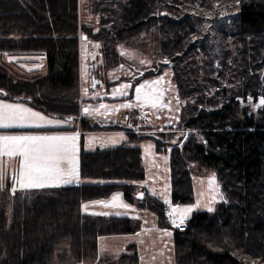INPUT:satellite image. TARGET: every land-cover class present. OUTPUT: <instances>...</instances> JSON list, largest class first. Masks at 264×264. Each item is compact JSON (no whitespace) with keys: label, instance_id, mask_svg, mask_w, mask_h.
Instances as JSON below:
<instances>
[{"label":"trees","instance_id":"obj_1","mask_svg":"<svg viewBox=\"0 0 264 264\" xmlns=\"http://www.w3.org/2000/svg\"><path fill=\"white\" fill-rule=\"evenodd\" d=\"M79 4L0 0V99L71 118L85 131L128 129L127 140L82 150L78 186L11 193L12 179H3L0 264H141L135 243L119 256L99 257L101 237L141 228L127 215L84 212V203L116 192L155 213L160 227L170 226L163 200L137 187L147 177L142 142L150 138L81 116L83 36L100 44L104 70L127 64L119 45L138 38L156 44V61L134 85L169 69L185 102L175 129L192 131L186 141L177 146L165 132L154 140L156 151L170 156L174 204L194 203L193 171L217 175L223 199L214 212H195L175 231L176 264H264V107L250 109L264 99V0H89L97 28L81 23ZM23 54L45 55L46 73H25L5 59ZM92 74L97 77L95 69Z\"/></svg>","mask_w":264,"mask_h":264},{"label":"rangeland","instance_id":"obj_2","mask_svg":"<svg viewBox=\"0 0 264 264\" xmlns=\"http://www.w3.org/2000/svg\"><path fill=\"white\" fill-rule=\"evenodd\" d=\"M79 2H80L79 16H80L81 23L86 24V25H92L95 28H97L98 17L93 16L89 12V0H79ZM210 23L211 22L208 23L207 21L204 23L206 29L210 27L211 25ZM95 45H99V47H96ZM155 48H156V44L152 42V39H144V38H138L135 42H133L130 45H124V44L119 45L118 51L122 56L125 57V59L127 60V64H122L111 70H104L100 66L102 63V58H101L100 51H99L100 44L92 40L91 38L89 39L87 38V40H84L82 37V40L80 42V49H79L80 51L79 53L80 55V64H79L80 88H79V91H80L81 102L83 104L80 103L82 104L80 105V113H81V116L84 115L83 110L85 107H88L90 111H96L100 113L95 116H88L87 118L89 119H94L97 121H101L103 123H113V122H118V121H119L118 123H121L119 120V116L120 114H123L125 111L138 110L141 112H145V119L137 123L136 130L132 131L139 135H145L150 138L149 140H145L142 142L143 160H144V165L147 171V177H146V180H144L143 182L137 183L138 184L137 187L139 190L146 192V193H147L146 187H141L140 185L144 184L145 186H147L150 192H152V190L155 189L157 193L155 196H158L163 200L162 193L165 189V186H168L167 188L168 193H169L168 198L170 202H172L173 200L171 197L170 156L168 152L166 153L157 152L155 148L156 146H155L154 140L158 138L161 132H165L166 134H172L173 138L171 141L175 140L176 142L173 144L180 146L186 141V139L188 138V135L192 131L182 129V128L175 129V127H177L179 123L181 108L185 104V102L177 94L175 83L172 80V75L169 69H166L162 75L156 76L154 78L146 79L134 85V81H137L138 76L142 75L143 71L150 68L153 62L156 61L157 57L155 54ZM165 60L167 59H164L163 61ZM42 65H43L42 71L46 72L47 65H46L45 58L42 61ZM168 65L169 67L172 66V64L169 63V61H168ZM93 69H95L96 76H97L96 78L92 74ZM98 69H100V71ZM161 77H162V80H161V84L159 85V87L162 89H165L164 95H163V103L169 105V107L153 108L148 105L141 106L140 102L137 101L136 99L135 89L138 88L141 84H144L150 80L159 79ZM103 80L105 82H103ZM118 80H121V82H119L116 85L108 86L106 84V81L114 82ZM124 85H131V87L124 88ZM85 89H87V93H85ZM143 91L145 90H142V92ZM121 92H125L126 95H121ZM0 100H3V102L5 101V103H10L8 102V100H5V99H0ZM129 104L135 105V107H132V108L121 107V105H129ZM100 105H106V108H100ZM32 109L34 111L40 112L42 115H45L47 118L54 120L52 116H48L45 113H42L41 111L36 110L34 108ZM147 109H150L149 113H146ZM250 109L251 111L254 110L253 105L250 106ZM123 126L128 127L126 124H123ZM168 127H173V128L167 129ZM182 133H187V135L185 136ZM118 135L119 134H116V135L108 134V136L106 137L104 135H101L99 138L96 139L95 146L105 148V146L102 145L101 141H107L108 138L115 137ZM166 138L167 137H164V139ZM90 140H91V137L88 138V141ZM118 144L120 143L118 142L114 145H118ZM149 144L153 145V147L150 150H146ZM114 145L108 144V146H114ZM170 149H171V146L168 147V150ZM192 168H195V167H192ZM213 174H215V177H216V183L218 185V193H219V195L217 196V202L212 205L215 209L216 205L222 200L220 199L221 190L219 189L220 185H219V181H218L216 173L212 171V172H209L203 175V174H199L193 171V187H194V203L197 200H206L207 197L211 195L208 189L207 182ZM117 193L121 195V199L123 200L124 203L129 204L125 201L124 196L121 192H116L113 195H116ZM112 196L108 198V200L106 201H111ZM192 204H174L175 205L174 207H186ZM133 205L135 207L137 206V204H133ZM131 208L132 207H129L130 210H132ZM119 209L126 210L122 207ZM139 210H142V209H139ZM198 211H206V209H198L194 211L186 221L188 222L193 216V214ZM129 214L131 213H127L126 215H129ZM147 215L143 217H147ZM155 216L156 218H154V216H151V218H149L148 221L155 219L156 221L155 224L157 225L158 217L156 214ZM170 227L171 225L167 228L166 227H161V228H164L166 231H171L175 235V231L172 230ZM150 239L153 240L154 238L152 237ZM158 239L159 240L161 239L158 246L157 247L152 246V248L155 250L152 249L153 251L151 250L150 252V255L153 254V256L155 257L157 255H160V252H159L160 249L164 248L168 244L167 242H169L168 238L164 235H161V237H158ZM130 241L125 240L120 243L116 241H112V244L117 245L118 243V248H120L124 246L123 245L124 242L126 244ZM114 249L117 250V247H115ZM113 253L115 255L119 254V252L115 253L112 250H108V249H105L101 252L102 256L103 255L114 256ZM81 264H99V262L98 260H95L93 262L86 261Z\"/></svg>","mask_w":264,"mask_h":264},{"label":"snow or ice","instance_id":"obj_3","mask_svg":"<svg viewBox=\"0 0 264 264\" xmlns=\"http://www.w3.org/2000/svg\"><path fill=\"white\" fill-rule=\"evenodd\" d=\"M238 3V0H237ZM87 40V37H84ZM99 47V45H95ZM163 63L167 64L165 60ZM162 77L156 80H150L141 84L135 89L136 99L141 106L148 105L153 108H164L169 105L163 103V95L165 89L159 87ZM95 83V82H93ZM131 85H124V88H129ZM142 90H145L142 92ZM87 93V89H85ZM7 95L6 93H4ZM121 95H126L121 92ZM251 103V99H249ZM121 107H135V105H121ZM264 107V99L259 100L258 105H253V108ZM100 108H106V105H100ZM84 116H95L100 113L90 111L88 107L84 108ZM62 121L52 120L42 115L40 112L34 111L31 107L25 106L23 103H5L0 101V129H42L47 127H60ZM187 135V133H182ZM80 137L79 132L70 134H2L0 135V154L8 156H19L22 158L21 167L14 183L19 185L21 190L26 189H48L61 186L72 185L79 180V169L77 166V141ZM125 137L119 134L115 137L108 138L107 141H101L102 145L116 144ZM175 143L176 141H171ZM153 145L149 144L146 150H150ZM3 175H0V186H2ZM208 189L211 195L206 200H197L194 204L186 207H171V202L168 198V186L162 193L163 202L169 205L171 210L168 212V217L171 219V224L177 229L185 225L186 220L190 215L198 209H206L207 212H214L212 206L217 202L218 185L216 183L215 174L208 180ZM144 187V185H140ZM11 191L14 193L16 188ZM155 189L152 190V195H156ZM143 193L139 194V198L143 199ZM220 199H223L221 196ZM100 206L105 208H124L129 209V205L124 203L121 195L117 193L113 195L111 201H98ZM85 210L89 205H85ZM92 215H111V213L94 212ZM115 215H121L116 212ZM139 219V216L133 217ZM164 236L171 237V231H165Z\"/></svg>","mask_w":264,"mask_h":264},{"label":"crops","instance_id":"obj_4","mask_svg":"<svg viewBox=\"0 0 264 264\" xmlns=\"http://www.w3.org/2000/svg\"><path fill=\"white\" fill-rule=\"evenodd\" d=\"M46 60L45 55L42 54H23V55H16V56H10L6 55L5 59L7 61H11L16 63L15 66L20 67L22 70H24L25 73H46L42 71V61ZM47 65V64H46ZM3 101V100H0ZM5 102V101H4ZM10 103H23L25 106L31 107L29 104L24 103L22 101H9ZM82 103V102H81ZM83 104V103H82ZM81 104V105H82ZM33 108V107H31ZM84 108V107H83ZM126 112V111H125ZM43 113V112H42ZM122 114L119 116V120ZM54 120H60L64 123L60 127H47V128H42V129H8V130H2L0 129V135L2 134H70L74 132H79L80 137L77 141V166L79 169V180L72 184V185H67V186H78L81 184L82 179L80 175V155L82 150H95V149H103L99 146H95L96 144V139L99 138L101 135H104L105 137L108 136V134H123L125 139L120 141L119 143L122 144L127 140V130L125 129H114V130H97V131H85L82 130V128L79 126V124H71L72 120L67 119H60L57 117H53ZM119 122V121H118ZM117 122V123H118ZM105 125H109L110 123H103ZM123 125L122 123H118ZM91 137V140L88 141V138ZM118 144V145H120ZM117 146V145H114ZM95 147V148H94ZM107 147H112V146H105ZM1 155V166H2V174H3V179L4 182L6 183L7 178L10 177L12 179V186L16 188V191H28V190H37V189H26V190H21L19 188V185L14 183V178L16 177L18 171L20 170L21 167V162L22 158L19 156H8L6 154H0ZM144 185V184H143ZM67 186H61V187H67ZM147 189V193L152 194L147 188V186L144 185ZM59 188V187H57ZM50 189V188H48ZM42 190V189H41ZM15 191V192H16ZM11 193H13L11 191ZM108 200V199H106ZM106 200H100V201H106ZM98 201L94 202H86L83 204V209L84 212L87 214L92 215L94 212H100V213H111V215L115 214L116 212H120L121 215H126L127 213H131L127 216L130 217H136L139 216V219L141 220V228L139 231L133 234H123V235H113V236H103L99 239V246H98V252H99V257H106V256H111V255H103L101 252L105 249L112 250L115 253H118V255H113L119 256L123 253L126 252V248L130 245L135 243L137 245V249L140 255L141 259V264H176V259H175V244H174V233H172L171 237H168V244L160 249V255H157L156 257L150 255L151 250L153 249L152 246L157 247L161 239L159 240L158 237H161L163 233L166 231L164 228H161L158 226V224H155V219L148 221L151 216H154L156 218L155 214L149 210H139L137 206L135 207L133 204H128L130 207H132V210H123L119 208H105L100 206ZM89 205L87 210H85V205ZM136 210H135V208ZM148 214V215H147ZM147 215V217H143ZM109 216V215H106ZM187 223V221L185 222ZM143 236V237H142ZM141 237V238H139ZM154 238L153 240L150 238ZM125 240H131L130 242L126 243L124 242V246L118 248V243L125 241ZM133 240V241H132ZM135 240V241H134ZM112 241L118 242L116 244H112ZM117 247V250L114 249ZM154 247V248H155ZM167 247V248H166ZM155 250V249H153ZM152 250V251H153ZM167 250V251H166ZM162 252V253H161Z\"/></svg>","mask_w":264,"mask_h":264},{"label":"built area","instance_id":"obj_5","mask_svg":"<svg viewBox=\"0 0 264 264\" xmlns=\"http://www.w3.org/2000/svg\"><path fill=\"white\" fill-rule=\"evenodd\" d=\"M150 112V109H147L146 110V113H149ZM143 119H145V112H141V111H138V110H135V111H126L124 112L121 117H120V122L122 124H126L129 128L132 129V131H135L136 130V124L143 121ZM174 203L173 201L171 202V207H174ZM171 210V208L169 207V205H166L165 207V215H166V218L168 220V222L170 223L171 225V229L176 231V230H183L186 228L187 226V223H185V225H182L180 229H177L175 228L174 226H172L171 224V219L168 217V212Z\"/></svg>","mask_w":264,"mask_h":264},{"label":"water","instance_id":"obj_6","mask_svg":"<svg viewBox=\"0 0 264 264\" xmlns=\"http://www.w3.org/2000/svg\"><path fill=\"white\" fill-rule=\"evenodd\" d=\"M84 37H87V36H83V39H84ZM85 40V39H84ZM102 82V81H101ZM261 99H263V98H261ZM68 120H72L71 118H68ZM220 189V188H219ZM137 197L139 198V195H137Z\"/></svg>","mask_w":264,"mask_h":264}]
</instances>
